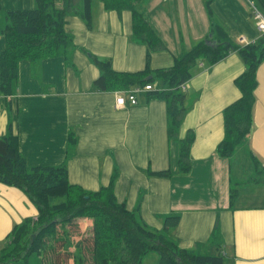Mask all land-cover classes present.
<instances>
[{"label":"crops","instance_id":"obj_1","mask_svg":"<svg viewBox=\"0 0 264 264\" xmlns=\"http://www.w3.org/2000/svg\"><path fill=\"white\" fill-rule=\"evenodd\" d=\"M0 5L1 51L6 12L33 8L35 0H0ZM145 7L152 27L167 45L153 52L154 68L171 66L184 49L212 39L213 24L237 42L241 35L249 41L261 37L245 0H146ZM66 31L77 46L71 63L63 57L45 59L37 76L30 61L20 63L17 91L0 95V135L12 123L29 166L58 165L65 160L73 130L78 145L67 161L71 183L97 190L118 168V200L130 209L139 206L150 227L163 230L165 217L179 212L180 223L170 233L180 246L200 244L203 252L221 254L224 264H264V185L248 180L264 166V61L257 70L253 129L231 157L221 156L217 146L224 138V109L241 96L235 78L246 64L237 52L214 65L199 61L189 81V108L180 127V137L190 129L196 133L191 171L160 177L148 169L176 172L179 159V143L167 134L166 101L148 99L143 91L136 104L127 101L117 107L116 91L94 88L100 70L87 53L110 58L116 70L143 69L147 48L133 40L132 12L108 10L101 0H93L92 27L70 13ZM232 186L237 189L233 203ZM37 216L36 205L21 188L0 181V243L16 224ZM217 219L221 239L213 243L210 236ZM89 224L91 220L81 225ZM151 258L161 264L158 254L147 255L144 264Z\"/></svg>","mask_w":264,"mask_h":264},{"label":"trees","instance_id":"obj_2","mask_svg":"<svg viewBox=\"0 0 264 264\" xmlns=\"http://www.w3.org/2000/svg\"><path fill=\"white\" fill-rule=\"evenodd\" d=\"M101 1L108 10L132 12L133 40L145 45L147 52L143 69L120 71L114 68L110 58L87 51L100 70L93 82L94 88L125 93L137 86L151 85L153 89L146 91L148 99L166 101L168 138L179 143L176 172L171 169H148V172L171 177L191 171L196 133L190 129L186 136L180 137V127L189 108L188 95L182 91V85L190 81L199 61L214 65L231 52H237L246 64V69L235 78L241 96L224 109V138L217 146L221 156L231 157L253 129L257 70L264 61V35L248 44H240L220 25L213 24L211 34L215 44L200 41L184 49L173 65L154 68L153 52L165 50L167 45L152 27L146 0ZM261 2L264 5V0ZM70 13L79 15L91 28L93 0H35L33 8L6 12L8 21L1 31L4 47L0 51V95L10 96L17 91L22 61L31 62L33 76L38 75L45 59L63 57L66 64L72 62L77 46L66 31ZM155 84L160 87L154 88ZM77 145L78 136L70 130L63 162L29 166L13 124L10 123L6 134L0 135V181L21 188L38 209L37 218H26L16 224L0 243V264L28 261L34 253L41 256V264H142L145 255L153 251L159 253L161 264H224L221 254L203 252L200 244L196 247L179 245L170 233L180 223L179 214H168L163 230H159L144 221L139 206L130 209L126 202L119 201L115 192L118 168L113 170L109 182L97 190L71 183L67 161L75 155ZM251 157L254 163L258 162L256 156ZM248 180L264 184V166ZM236 195L237 189L232 186V203ZM85 220H91V224L83 228L81 224ZM220 239V220L217 219L210 242Z\"/></svg>","mask_w":264,"mask_h":264},{"label":"built area","instance_id":"obj_3","mask_svg":"<svg viewBox=\"0 0 264 264\" xmlns=\"http://www.w3.org/2000/svg\"><path fill=\"white\" fill-rule=\"evenodd\" d=\"M252 16H255L256 20V27L261 35H264V8L260 4L258 0H245ZM238 42L240 44H248L252 41H249L245 36L241 35L238 37ZM189 88V81L183 83L182 90L184 92H187ZM153 87L151 85H146L145 87H134L128 92L123 91H116L117 97H116V105L117 107H123L127 101H130L133 104H136L138 102V94L142 91L152 90Z\"/></svg>","mask_w":264,"mask_h":264},{"label":"rangeland","instance_id":"obj_4","mask_svg":"<svg viewBox=\"0 0 264 264\" xmlns=\"http://www.w3.org/2000/svg\"><path fill=\"white\" fill-rule=\"evenodd\" d=\"M259 2H260V4L262 3L261 2V0H258ZM246 2V1H245ZM261 5H263V4H261ZM263 7H264V5H263ZM210 17H211V15H210ZM252 18L254 19V21H255V23H256V20H255V16H252ZM138 44H140V43H138ZM20 72H21V69H20ZM40 73V72H39ZM38 73V74H39ZM156 86L157 87H160V85H158V84H155V87L154 88H156ZM183 91V90H182ZM184 92V91H183ZM186 93V92H185ZM262 185H264V184H262ZM175 213H177V214H179L180 215V213L179 212H175ZM180 217H181V215H180ZM158 254V257H159V262H161L160 261V255H159V253L158 252H155V251H153V252H150L149 254H146L145 255V257H144V259H143V262H142V264H144V261H145V259L147 258V255H149V257H154V256H156ZM30 262L28 263V264H41V256L38 254V253H34V254H32L31 256H30ZM23 262V261H22ZM150 264H158V263H156V261L154 260V258H151V260H150Z\"/></svg>","mask_w":264,"mask_h":264},{"label":"water","instance_id":"obj_5","mask_svg":"<svg viewBox=\"0 0 264 264\" xmlns=\"http://www.w3.org/2000/svg\"><path fill=\"white\" fill-rule=\"evenodd\" d=\"M206 42H207L208 44H210V43H211V44H212V43H215V41H213L212 39H207Z\"/></svg>","mask_w":264,"mask_h":264}]
</instances>
